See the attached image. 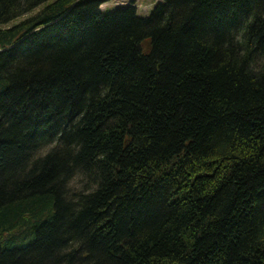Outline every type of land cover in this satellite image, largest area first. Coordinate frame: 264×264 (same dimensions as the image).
<instances>
[{
	"label": "trees",
	"instance_id": "trees-1",
	"mask_svg": "<svg viewBox=\"0 0 264 264\" xmlns=\"http://www.w3.org/2000/svg\"><path fill=\"white\" fill-rule=\"evenodd\" d=\"M0 0V264H264V0Z\"/></svg>",
	"mask_w": 264,
	"mask_h": 264
},
{
	"label": "rangeland",
	"instance_id": "rangeland-1",
	"mask_svg": "<svg viewBox=\"0 0 264 264\" xmlns=\"http://www.w3.org/2000/svg\"><path fill=\"white\" fill-rule=\"evenodd\" d=\"M135 0H113L104 4L101 9L104 13H111L118 8L125 7ZM161 0H136V6L138 8V15L141 17H148L152 14L153 9Z\"/></svg>",
	"mask_w": 264,
	"mask_h": 264
}]
</instances>
